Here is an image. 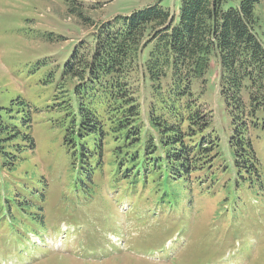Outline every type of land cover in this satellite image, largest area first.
Returning <instances> with one entry per match:
<instances>
[{
	"label": "trees",
	"instance_id": "obj_1",
	"mask_svg": "<svg viewBox=\"0 0 264 264\" xmlns=\"http://www.w3.org/2000/svg\"><path fill=\"white\" fill-rule=\"evenodd\" d=\"M259 6L264 0H159L93 25L91 40L75 46L55 85L53 72L45 77V84L54 86L51 129L63 135L72 192L81 189L94 198L99 185L94 176L101 173L118 198H137L141 207L135 212L146 211L151 200L176 209L187 201L180 209L185 210L193 197H214L227 174L213 172L212 154L226 170L227 164L221 138L212 129L214 111L201 101L204 88L200 93L194 89L214 63L239 178L249 187L255 179L260 182L254 149L255 137L264 135ZM29 107L21 100L0 104V191L5 200L10 194L47 196L39 187L45 188V178L27 186L16 177L37 149ZM38 220L31 228L43 223ZM31 228L26 236L38 234Z\"/></svg>",
	"mask_w": 264,
	"mask_h": 264
},
{
	"label": "rangeland",
	"instance_id": "obj_2",
	"mask_svg": "<svg viewBox=\"0 0 264 264\" xmlns=\"http://www.w3.org/2000/svg\"><path fill=\"white\" fill-rule=\"evenodd\" d=\"M157 1L0 0V104H31L28 114L35 121L36 153L19 166L16 177L27 186L45 178V188L39 187L47 195L10 194L5 200L0 191V264H264V135L254 140L261 182L255 179L249 187L239 178L229 149L230 119L215 63L204 81L194 82L197 93L204 88L201 101L214 111L212 129L221 138L227 164L226 170L212 154L213 172L227 174L214 197H193L185 210L180 209L187 201L177 209L158 204L157 214L132 216L137 198L119 203L101 173L94 176L99 181L94 199L81 189L72 192L63 135L51 129L54 86L46 85L45 77L53 72L55 85L75 46L90 41L96 25ZM256 13L264 42V6ZM38 213L43 223L31 228L41 222ZM29 228L37 236L27 237Z\"/></svg>",
	"mask_w": 264,
	"mask_h": 264
}]
</instances>
